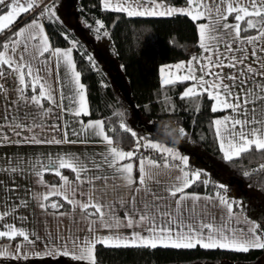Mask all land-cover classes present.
I'll return each instance as SVG.
<instances>
[{"label":"snow or ice","instance_id":"snow-or-ice-1","mask_svg":"<svg viewBox=\"0 0 264 264\" xmlns=\"http://www.w3.org/2000/svg\"><path fill=\"white\" fill-rule=\"evenodd\" d=\"M35 6L33 2L25 3L23 0H0V34L5 36L4 42L0 44V80L6 81L8 76H12L18 82L16 99L5 107L8 114L0 115V120L7 121L9 129L18 139L13 140L0 133V145H88L93 143L88 135L95 134L107 147L104 151L93 154L65 152L7 158L8 166L0 171L35 176L37 183L47 189L45 193L33 197L42 211L47 213L51 209L52 215L64 216L66 213L60 209L66 203L73 212L78 211L90 220L88 231L91 236L85 237L83 243H79L76 238L72 240V249L67 245L60 249L53 246L44 253L34 254H59L71 256L75 260H88L90 264H94V249L97 244L113 248L151 249H193L199 246L235 252L264 249V235H261L264 225L253 222L246 230L234 227V206L223 194L217 192L202 197L186 191L197 182L207 186L209 181H201V176L206 173L187 170L188 156L181 155L173 147L151 140L141 143L143 138L138 137L123 122L119 124V128L136 137L135 151L125 152L115 146L118 142L105 133L102 121L88 124L79 121L81 129L72 132L77 139H70L67 130L62 138L53 136L47 139L38 135L36 129L43 130V121L51 115L53 108H59L61 112L75 117L88 115V109L84 85L71 58L72 49H51L44 26L39 22L43 17L54 18L55 6L45 4L30 24L12 31V26L20 16L30 12ZM104 7L116 12H126L129 17H170L180 14L195 22L200 53L192 55L186 63L161 68V86L191 81V86L180 97L182 100L206 94L213 101V113H229L212 121L219 150L225 161L240 159L251 152L264 154V0H186L185 7L182 8L166 7L163 0H115V3L104 0ZM96 25L95 31L99 37L104 25L99 20ZM102 34L108 36L107 31ZM45 53L56 58V83L60 85L58 100L47 81L39 75L40 69L34 71L33 68L32 61L47 66L48 60L42 59ZM62 63L68 70L67 75H61L59 71ZM173 68L177 75L172 74ZM166 73L167 78H163ZM6 91L4 83H0V93ZM4 98L7 100L6 96ZM44 101L53 107H47ZM49 127L59 131L56 124ZM67 127L65 121V129ZM0 128H3V124H0ZM165 131L171 133L175 130L165 126ZM178 134L184 137L185 129L179 128ZM141 148L163 154V168L179 169L181 176L177 177L178 182L164 189L167 196L158 195L148 186L153 178L152 170L161 168L158 161L141 156L139 178L134 176L133 159ZM173 161L179 163L174 164ZM65 169L70 170L74 178L70 179L65 175L62 171ZM259 171L264 172V164L259 166ZM45 173L54 174L60 183L50 184L44 178ZM244 174L249 175L248 172ZM217 187L224 188L223 185ZM85 190L87 199H78V196L85 195ZM52 197L60 199H51ZM169 198L175 200L174 208L165 204ZM188 200L192 202L191 208L185 207V201ZM201 200L213 204L218 201L225 208L226 217L222 224L216 225L201 219L207 215V207H199ZM9 207L10 210L0 211V222H3L0 223V238L11 240L22 237L26 244L34 245L40 239L37 233L29 234L22 227L7 222L9 217L21 222L26 220L27 217H18L16 213L19 207L27 208L28 202L21 200L19 205ZM119 209H123V217L118 214ZM97 225L109 230L110 234L97 236ZM139 226H145L144 232L148 235L141 232L125 235L116 231L121 227ZM24 247V244H18L15 254L5 250L0 255H11L13 259L22 255L27 258L30 253L22 251Z\"/></svg>","mask_w":264,"mask_h":264},{"label":"trees","instance_id":"trees-1","mask_svg":"<svg viewBox=\"0 0 264 264\" xmlns=\"http://www.w3.org/2000/svg\"><path fill=\"white\" fill-rule=\"evenodd\" d=\"M163 2L186 4V0ZM62 3L63 0H49L37 10L34 7L20 16L12 31L22 22L37 17L45 4L55 6L56 16L41 20L53 48H71L74 52L88 102V115L82 118L102 121L105 133L123 150L135 145L136 137L121 130V122L143 138L141 143L146 140L167 142V145L179 149L189 158L188 169L206 173L201 176V181H209L207 186L197 182L186 191L205 195L220 192L233 203L234 212L251 223L264 225V172L259 171V166L264 164V154L251 152L240 159L225 161L212 127L214 117L220 112L211 111V100L207 95L182 100L180 97L186 81L161 86V65L187 59L199 50L196 23L180 14L129 17L124 12L103 8L101 0H72L73 15L81 24L80 29H76L62 18L59 11ZM98 20L104 25L99 37L95 31ZM104 31L108 36L102 34ZM7 34L11 35V32ZM4 40L5 36L0 34V44ZM115 70L123 77L124 84L116 81ZM165 126L175 131L169 133ZM179 128L185 129L184 137L179 136ZM138 157L136 155L133 160ZM62 171L73 176L70 170ZM245 172L249 175L246 176ZM135 175H138L137 169ZM44 178L51 184L59 181L51 173H45ZM69 208L70 205L65 203L60 211ZM261 235H264V230H261ZM57 261L56 264H80L69 257H61ZM0 264L42 263L38 259H0ZM94 264H264V249L235 252L199 246L193 249H151L97 244Z\"/></svg>","mask_w":264,"mask_h":264},{"label":"crops","instance_id":"crops-1","mask_svg":"<svg viewBox=\"0 0 264 264\" xmlns=\"http://www.w3.org/2000/svg\"><path fill=\"white\" fill-rule=\"evenodd\" d=\"M23 2L25 3L32 2V0H23ZM111 2L115 3V0H111ZM101 5L103 8H105L104 0H101ZM124 13L127 15L126 12ZM27 21L28 20L22 22L21 24H25ZM46 36H47V33H46ZM198 40H199V37H198ZM48 44L50 45L51 49H57L51 46L49 38H48ZM58 49L68 50L71 48H58ZM200 51L201 50L199 49L197 52L193 53L192 55H198ZM48 56H50V53H48ZM191 56L188 57L187 59L180 60L172 64L161 65L159 67L160 83L162 80V73L160 71L161 68L166 67V66H174L175 64L180 63V62L186 63L191 58ZM50 57L53 60L52 63H53L54 68H56L55 72H57L56 58L53 56H50ZM71 58L75 63L73 50H72ZM59 71L61 75L68 74V70L63 63L61 64ZM76 71L78 72L77 66H76ZM172 74L173 75L178 74L176 73L174 68L172 70ZM163 78H167V73L163 74ZM67 82L68 81L66 80L65 83ZM0 83H4V82L0 80ZM191 84H192L191 81H186V84L183 88L182 93L185 91L187 87L191 86ZM4 85L7 91L4 93H0V115L8 114L5 112L6 105L10 104L11 101L15 100L17 97L15 85L8 86L5 83ZM65 91H67V89H65ZM30 94L31 92L29 91V95ZM5 96L7 97V100H5L4 98ZM85 100H86L87 109H88L86 91H85ZM65 104H67V101L65 102ZM212 104H213V101H211V106ZM30 110L35 111V109H30ZM219 112L220 113L216 115L214 119L222 118L223 116H226L229 114L227 111H219ZM60 114L62 118V124H61L62 131L67 130L69 133L70 139H77L76 136L72 135V132L73 130L79 131L81 129V124L79 123V121H83L84 124H88L89 122L100 121L98 119L84 120L82 118L83 114L79 117H75L70 114H65L63 112L62 113L60 112ZM49 120H50V117H47L43 121V124H44L43 130H41L40 128L36 129V132L41 138L51 139ZM65 121H67V125H68L67 129H65ZM0 124H3V128H0V133L8 135L13 140L18 139V137H16L13 134V132L9 129L7 121L0 120ZM64 131L62 132L61 137H63ZM25 135H28V133H25ZM88 139L93 141V143H90L88 145H80V144L53 145L54 147H57V149H52V150H51V145H38V146L37 145H20V146L0 145V169L6 168L8 166L7 158L12 157V156H23V157L33 156V155L46 156L48 154L56 155L57 153H65V152L73 153V154H80L82 152H87L89 154H93V153H96L94 151L95 147L104 148L103 150L99 152L104 151L107 147V145L101 141L98 135L89 134ZM115 146H118V145H115ZM90 147H94V148L91 149ZM140 157H138L137 160H133L134 161L133 163L135 166L133 174L137 179H138L139 172H138V175L136 176L135 169H137V164H138V160ZM162 159L163 158H160L158 160L157 159H153V160L160 162L162 161ZM69 178L70 179L74 178V174L73 176H69ZM58 183H60V181L54 184H58ZM11 189H15V191H12ZM46 191L47 189L45 188V186L37 183L35 176H27V175H20V174L13 175L12 173H6L4 171H0V211L10 210V207H9L10 205H13V204L19 205L21 200H26L28 202V207L27 208L19 207L17 210L16 216L27 217V219L21 222V220L19 219L9 217L7 218V222L16 224L17 226L22 227L29 234L35 232L40 237V239L37 240L34 245L26 244V242L23 241L22 237H16L15 239H12V243L9 242L10 239L8 238L6 237L2 238L3 240L0 241V252L7 250L9 253L15 254L16 246L18 244H24L25 247L22 249V251L29 252L30 254L27 256V258H25L22 255L18 259H13L11 255L7 257L0 255V259H4V260L38 259L39 262L42 264H56L58 262L57 259H60L61 257H69L70 259L72 258L71 256H63L59 254L36 256L34 253H44L49 248H52L53 246H55L56 249H60L62 246L67 245L69 249H72L73 239L78 238V242L83 243L85 237L91 236V234L88 231L90 220L85 218L83 214L79 213L78 211L73 212L71 206L68 210L62 211L66 213V215L64 216H54L51 214L52 210H48L47 213L42 211L39 208L37 201L33 199V197L43 194ZM78 199H87L86 190H85V195L82 197L78 196ZM92 219H95V217H93ZM0 223H3V222H0ZM99 229H100V226L97 225L96 227L97 236H99ZM30 238L34 239V237H30ZM72 260L74 263H80V264L81 263L83 264V262H86V263L89 262L88 260H75V259H72Z\"/></svg>","mask_w":264,"mask_h":264},{"label":"rangeland","instance_id":"rangeland-1","mask_svg":"<svg viewBox=\"0 0 264 264\" xmlns=\"http://www.w3.org/2000/svg\"><path fill=\"white\" fill-rule=\"evenodd\" d=\"M48 1L49 0H32V2L36 5L35 6L36 7L35 10H37L39 7H41L43 2L46 3ZM71 3H72V0H63V3H62V5L60 7V10H59L60 14H61L62 18H66L65 21L67 23L69 22V24H72L73 27H75L76 29H80V25L81 24H79V21H77V19L73 15V9L71 7ZM165 5H166V7H176V8L185 7V5H180V4L179 5H176V4H165ZM34 18H36V17L31 18L25 24L18 25L17 28L15 29V31L20 29V28L26 27V25L30 24V22ZM39 22L43 24L42 20H40ZM74 24H76V25H74ZM44 32H45V35H46L45 28H44ZM42 59H47L48 60L47 66H45L43 64H40V63H37L36 61H32L34 71L36 69H40L39 75L41 77H43L47 81V84L52 88L53 94L56 96V98L58 100L59 99V91H58V89L60 88V85H58L56 83V73L57 72H55L56 68H54L53 63H52L53 60H52V58L50 56H48V53H45V57L42 58ZM113 74H114L115 79H116V81L118 83H120V84H124L125 83L123 77L119 73H117L116 70H115V72L113 71ZM2 82L7 84L8 86L9 85L17 86V83H18L16 80L13 79L12 76H8L7 80L6 81H2ZM44 103H45V105L47 107H53L52 105L48 104L47 101H44ZM60 112L61 111H60L59 108H53V112L49 116L50 117V120H49L50 125L56 124V125L59 126V131H56V130H54V129H52L50 127L51 138L53 136H55L56 138H62L61 135H62V132L64 130L62 131V126H61L62 118H61ZM161 143L167 144V142H161ZM90 148L93 149L94 147H90ZM52 149H57V147H54L53 145H51V150ZM94 149H95L94 151L96 153H99V151L103 150L104 148L95 147ZM176 150L181 153V151L179 149H176ZM181 155H184V154L181 153ZM160 156H161V158H163L162 161H160V162L158 161L161 164V168L152 170L153 178L149 182L148 186L154 192H156L158 195L167 196V193L164 191V189L166 187L170 186V185H173V184L177 183L178 182L177 181V177L181 176V173H180L178 168H169V169L163 168L162 165L164 163V155L161 154ZM173 163L177 164V163H179V161H173ZM138 167H139V160H138V164H137V169H138ZM187 170H189V169H187ZM189 171H195V170H189ZM138 172H139V170H138ZM139 175H140V173H139ZM139 175H138V178H139ZM187 192L196 193V194H199L202 197L203 196H211V195H205L203 193H198V192H190V191H187ZM165 204L166 205H170L172 208H174L175 207V200L173 198H169L167 201H165ZM205 206L207 207V215L206 216H202L201 219H204L205 222H212V223H214L216 225L222 224L224 218L226 217L225 208L222 205H220L218 201H216L214 204L213 203H208V202H206L204 200L199 201V207L200 208H204ZM185 207L191 208L192 207V202L190 200L185 201ZM118 214L121 217H123V214H124L123 213V209H119ZM185 217L187 219V213H185ZM232 225L234 227H236V228H240V229H245L246 230L247 228L251 227L252 223L247 221V220H245L241 214L235 212V217L232 220ZM144 227L145 226H139V227H135V228L121 227V228L117 229L116 231L120 232L121 234H125V235L131 234L132 232H141L144 235H148L147 232H144ZM109 234H110L109 230L100 227L99 236H106V235H109ZM9 242L12 243V239L9 240Z\"/></svg>","mask_w":264,"mask_h":264},{"label":"built area","instance_id":"built-area-1","mask_svg":"<svg viewBox=\"0 0 264 264\" xmlns=\"http://www.w3.org/2000/svg\"><path fill=\"white\" fill-rule=\"evenodd\" d=\"M135 150H136V144L133 145L131 148H129V150H124V151L127 152V151H135ZM136 155L146 156V157H149L151 159H160L161 158L160 152H158L156 150L148 149V148H141L140 151L136 153Z\"/></svg>","mask_w":264,"mask_h":264}]
</instances>
